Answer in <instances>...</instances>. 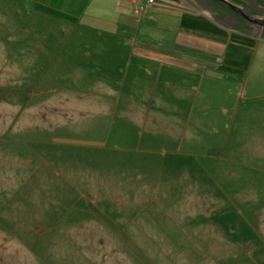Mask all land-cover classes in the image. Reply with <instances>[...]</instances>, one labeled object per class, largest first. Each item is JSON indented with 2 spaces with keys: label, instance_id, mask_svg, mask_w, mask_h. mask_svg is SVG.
<instances>
[{
  "label": "rangeland",
  "instance_id": "1",
  "mask_svg": "<svg viewBox=\"0 0 264 264\" xmlns=\"http://www.w3.org/2000/svg\"><path fill=\"white\" fill-rule=\"evenodd\" d=\"M69 1L0 0V264H264V26L205 1L215 19L255 29L230 47L238 62L222 79L199 92L201 70L192 91L178 88L240 128L191 132L176 125L173 98L142 123L108 114L113 100L100 108L104 70L85 62L101 36L82 14L94 0ZM249 1L227 2L264 20ZM155 25L112 38L171 48L177 34ZM189 193L206 201L188 204Z\"/></svg>",
  "mask_w": 264,
  "mask_h": 264
},
{
  "label": "crops",
  "instance_id": "2",
  "mask_svg": "<svg viewBox=\"0 0 264 264\" xmlns=\"http://www.w3.org/2000/svg\"><path fill=\"white\" fill-rule=\"evenodd\" d=\"M157 1L161 3L159 6L149 8L147 0H138L137 3L142 9L139 19L131 0H94V6L90 11L83 10L82 14H85L82 15L83 19L94 27L95 35L101 36L98 43L89 48L90 52L93 51V55L92 58L87 56L91 59L85 62L87 67L94 65L104 70L100 79H94L95 87L92 98L103 101H98L100 108L106 105V99L113 100L115 106L110 102L111 109L108 114L114 112L125 123L126 120L142 123L143 120H148L150 115L167 113L168 102L173 98L176 102V115H174L176 125L182 126L184 130L220 132L227 131L229 128L230 130L239 129L241 124L236 121L228 123L227 109L219 108L218 111H209L205 108L207 105L205 101L199 102L197 97L191 103V95H188V98L183 94L181 96L178 88L187 86L192 91L195 88L196 79L194 77L199 76L201 70L204 75L200 79L199 92L203 91L205 79L208 77L217 81L222 79L223 77H218L221 74L219 70L233 67L238 62V60L230 59V47H246L251 35L247 29L254 30V25L252 28L247 26L245 30L246 25L244 24L229 26L215 19L213 14H217V11L207 9L205 0ZM226 1L231 2V0ZM256 1L264 4V0ZM250 12L251 14H264V8L250 10ZM218 14H230V12H218ZM144 18L156 23L155 26H162L164 29L175 32L177 36L174 45L171 48L159 45L147 47L140 42L138 37L136 42H114L113 35L117 37L123 34L129 38L133 35H141V24ZM149 25L151 24L148 23L145 27ZM139 28L140 31H137ZM210 71L217 75L210 77ZM140 80L146 81L148 89L135 91ZM154 84L156 88H153ZM172 85L176 86V95L172 90ZM149 89H154V96L150 95L152 91ZM212 95L210 91H205L206 98L211 99ZM102 112L104 113V110ZM190 138L187 136L181 139L185 142ZM196 139H198L197 136L192 140ZM161 144L165 145H161L165 148L164 156H167L166 150H170V153L176 156L174 146L167 147L168 144L163 142ZM177 150L179 151V147ZM192 172L190 178L200 176L199 173ZM165 173L161 171L164 178ZM192 192L195 194L193 190ZM193 194L186 195L188 204L201 205L206 201L203 198L197 199Z\"/></svg>",
  "mask_w": 264,
  "mask_h": 264
},
{
  "label": "water",
  "instance_id": "3",
  "mask_svg": "<svg viewBox=\"0 0 264 264\" xmlns=\"http://www.w3.org/2000/svg\"><path fill=\"white\" fill-rule=\"evenodd\" d=\"M216 2L232 9L233 11H235L237 14H239L240 16H242L243 19H245L246 21H249V22H252V23H256V24H259V25H263L264 23V20H254L253 18H251L250 16H246L245 12L241 9H238L237 7L231 5L230 3H228L226 0H215Z\"/></svg>",
  "mask_w": 264,
  "mask_h": 264
},
{
  "label": "flooded vegetation",
  "instance_id": "4",
  "mask_svg": "<svg viewBox=\"0 0 264 264\" xmlns=\"http://www.w3.org/2000/svg\"><path fill=\"white\" fill-rule=\"evenodd\" d=\"M259 20H263V18H258ZM255 25H256V23H255ZM259 25V24H258ZM259 26H264V23H263V25H259Z\"/></svg>",
  "mask_w": 264,
  "mask_h": 264
},
{
  "label": "bare ground",
  "instance_id": "5",
  "mask_svg": "<svg viewBox=\"0 0 264 264\" xmlns=\"http://www.w3.org/2000/svg\"><path fill=\"white\" fill-rule=\"evenodd\" d=\"M206 1V0H205ZM210 3H212V1H210ZM213 5V4H212ZM219 5V4H218ZM244 9V8H243ZM230 11V10H229ZM233 13V12H232ZM235 13V12H234Z\"/></svg>",
  "mask_w": 264,
  "mask_h": 264
}]
</instances>
